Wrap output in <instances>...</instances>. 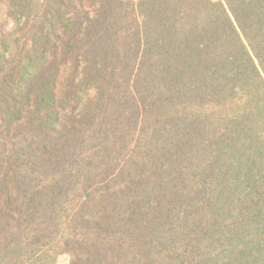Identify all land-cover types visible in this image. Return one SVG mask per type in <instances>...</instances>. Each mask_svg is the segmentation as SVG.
Wrapping results in <instances>:
<instances>
[{"label":"trees","instance_id":"16d2710c","mask_svg":"<svg viewBox=\"0 0 264 264\" xmlns=\"http://www.w3.org/2000/svg\"><path fill=\"white\" fill-rule=\"evenodd\" d=\"M264 264V0H0V264Z\"/></svg>","mask_w":264,"mask_h":264},{"label":"rangeland","instance_id":"374dc122","mask_svg":"<svg viewBox=\"0 0 264 264\" xmlns=\"http://www.w3.org/2000/svg\"><path fill=\"white\" fill-rule=\"evenodd\" d=\"M69 262V256L68 255H62L59 258L58 264H68Z\"/></svg>","mask_w":264,"mask_h":264}]
</instances>
